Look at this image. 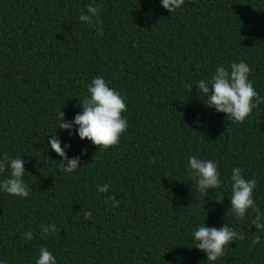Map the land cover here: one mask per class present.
<instances>
[{
  "label": "trees",
  "instance_id": "16d2710c",
  "mask_svg": "<svg viewBox=\"0 0 264 264\" xmlns=\"http://www.w3.org/2000/svg\"><path fill=\"white\" fill-rule=\"evenodd\" d=\"M87 4L101 9L102 36L79 20ZM241 61L264 96V0H185L172 14L160 0H0V158L21 157L30 188L27 198L0 191V264H35L42 246L57 264H208L192 238L203 223L244 236L212 264H264L256 213L238 220L230 207L231 170L240 167L256 179L264 214V103L231 122L196 86ZM97 76L127 104L128 129L107 150L75 127L56 128L60 110L65 121L82 111ZM52 135L70 145L69 158L80 156L75 172L61 170ZM192 155L217 164L220 188L199 191ZM52 223L57 231L45 236L41 225Z\"/></svg>",
  "mask_w": 264,
  "mask_h": 264
},
{
  "label": "clouds",
  "instance_id": "9594fccd",
  "mask_svg": "<svg viewBox=\"0 0 264 264\" xmlns=\"http://www.w3.org/2000/svg\"><path fill=\"white\" fill-rule=\"evenodd\" d=\"M164 9L170 14L180 9L185 0H160ZM101 9L92 4L85 5V10L81 12L79 20L81 23L95 24L99 35H103L101 25L103 20L100 17ZM252 69L246 62H233L230 66L219 65L215 68L214 74L210 79H201L197 83L200 96L203 97L204 104L209 108H214L217 112L224 113L231 122L243 123L252 113L253 109L264 103V96L257 93L249 75ZM209 85L211 87H209ZM192 88V86H189ZM80 106L82 111L74 116L71 121L64 120V113L60 110L56 128L60 130H72L76 128V133L81 140L87 139L98 149L107 150L120 143L121 136L128 129V121L123 116L127 109L125 98L120 92L109 87L103 77L97 76L87 86V95H85ZM55 128V129H56ZM50 148L61 157V170L66 174L75 172L80 165V156L69 158L65 148L70 147L64 144L56 135H52L48 140ZM86 154V150L81 151V155ZM156 157H151L149 164L156 163ZM188 169L195 178L196 186L199 191L206 195V190L220 188L222 180L217 164L213 160L199 159L195 155L189 156ZM67 162L66 165L64 162ZM8 172L9 175L0 181V191L11 196L27 198L30 194V188L24 180L26 174L24 162L21 157H10L7 153L0 158V173ZM231 198L230 207L233 215L239 220L243 219L249 209L256 215L251 220L257 231L264 230V214L256 206L253 198L254 189L257 187V181L254 178H246L240 167H233L230 175ZM98 193L108 191V185H97ZM111 207H118L119 201L114 197L109 198ZM217 202H222L218 201ZM84 218L92 220V212L84 211ZM57 231L54 223L41 225V232L45 235H51ZM34 234L31 230L23 233L26 241H31ZM192 238L196 242L195 248L206 254L208 264H212L218 258L225 255V249L233 241L243 240L241 232L229 227L226 223L217 227H207L201 224L192 232ZM260 243V236L255 238L249 245V250ZM35 264H57L53 253L46 247H40L38 259Z\"/></svg>",
  "mask_w": 264,
  "mask_h": 264
}]
</instances>
